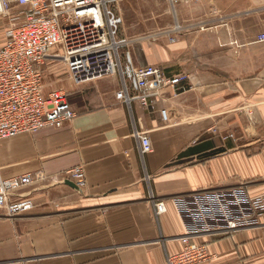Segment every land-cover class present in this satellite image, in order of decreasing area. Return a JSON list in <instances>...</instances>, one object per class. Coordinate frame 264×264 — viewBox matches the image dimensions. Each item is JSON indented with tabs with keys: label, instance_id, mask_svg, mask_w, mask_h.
I'll list each match as a JSON object with an SVG mask.
<instances>
[{
	"label": "crops",
	"instance_id": "obj_1",
	"mask_svg": "<svg viewBox=\"0 0 264 264\" xmlns=\"http://www.w3.org/2000/svg\"><path fill=\"white\" fill-rule=\"evenodd\" d=\"M167 12L163 30L139 28L132 38L143 41L129 49L135 67L196 74L195 87L162 92L167 121L118 100L120 76L76 85L69 75L72 121L0 141L4 177H42L29 189L35 207L0 219V264H164L185 234L172 198L239 185L264 191V42L256 40L264 0L188 1ZM136 129L151 139L145 156ZM79 166L84 185H48ZM152 195L166 213L156 215ZM199 241L210 254L200 264H264V216L258 227Z\"/></svg>",
	"mask_w": 264,
	"mask_h": 264
},
{
	"label": "built area",
	"instance_id": "obj_2",
	"mask_svg": "<svg viewBox=\"0 0 264 264\" xmlns=\"http://www.w3.org/2000/svg\"><path fill=\"white\" fill-rule=\"evenodd\" d=\"M119 1L0 0V141L46 126L61 128L76 117L68 92L46 89L45 66L53 50L76 85L120 76L118 100L157 109L168 120L167 110L159 106L162 92L191 89L198 78L191 72L168 76L157 65L135 67L131 54L122 52L128 40L120 35ZM188 1L199 0H169V4ZM256 40L264 42V32ZM134 134L141 155L151 153L148 134L138 129ZM41 178L33 173L4 177L0 169V219H14L35 207L29 189ZM85 181L79 166L48 185L73 182L80 187ZM151 200L157 216L167 212L164 200L153 195ZM172 201L185 234L179 237L182 249L168 254L164 264H200L210 256L200 238L258 227L264 216V191L254 195L245 185L202 189Z\"/></svg>",
	"mask_w": 264,
	"mask_h": 264
},
{
	"label": "rangeland",
	"instance_id": "obj_3",
	"mask_svg": "<svg viewBox=\"0 0 264 264\" xmlns=\"http://www.w3.org/2000/svg\"><path fill=\"white\" fill-rule=\"evenodd\" d=\"M169 0H120L117 9L123 20L121 27V37L128 40L127 46L122 50L125 54L129 49H133L143 40H134V34L139 28H144L145 33H149L147 26H156L157 30L164 28V21L170 16ZM138 13V14H137ZM177 26L179 24L177 23ZM179 29V28H178ZM128 34V35H127ZM124 35V36H122ZM162 41L161 38L156 40ZM147 42V40H146ZM155 42V41H153ZM54 50L45 66V85L47 90L60 89L68 92L67 81L71 78L67 72L66 66L54 54ZM131 54V53H130ZM69 93V92H68ZM71 99V98H70Z\"/></svg>",
	"mask_w": 264,
	"mask_h": 264
},
{
	"label": "trees",
	"instance_id": "obj_4",
	"mask_svg": "<svg viewBox=\"0 0 264 264\" xmlns=\"http://www.w3.org/2000/svg\"><path fill=\"white\" fill-rule=\"evenodd\" d=\"M195 151H196V148H195V149H193V150H191V151H190V153H191V152H195Z\"/></svg>",
	"mask_w": 264,
	"mask_h": 264
}]
</instances>
